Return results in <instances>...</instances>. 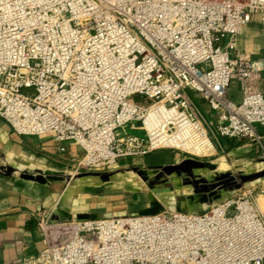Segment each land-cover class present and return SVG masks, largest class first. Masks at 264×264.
<instances>
[{
	"label": "built area",
	"instance_id": "2783aa9c",
	"mask_svg": "<svg viewBox=\"0 0 264 264\" xmlns=\"http://www.w3.org/2000/svg\"><path fill=\"white\" fill-rule=\"evenodd\" d=\"M253 14L264 24V0H0V117L75 143L70 179L161 148L210 157L219 139L256 142L264 159V94L251 84L264 66L234 56ZM48 228L22 264H264V178L200 212Z\"/></svg>",
	"mask_w": 264,
	"mask_h": 264
},
{
	"label": "crops",
	"instance_id": "0c3cea01",
	"mask_svg": "<svg viewBox=\"0 0 264 264\" xmlns=\"http://www.w3.org/2000/svg\"><path fill=\"white\" fill-rule=\"evenodd\" d=\"M236 48L234 56L242 62L261 60L264 66V24L257 14L237 34ZM251 84L264 94V70ZM242 91L241 80L231 78L228 97L239 102ZM195 99L202 112H210L202 98ZM262 133L264 146V128ZM217 142L220 149L213 158L161 148L70 179L71 158L80 156L75 143H60L51 134L19 135L0 117V264H22L44 248L39 229L44 220L54 235L78 220L164 207L192 212L207 208L216 171L221 175L226 166H244L246 173L255 172L258 167L252 170L250 163L262 154L259 144L246 139ZM61 145L66 151L58 150Z\"/></svg>",
	"mask_w": 264,
	"mask_h": 264
},
{
	"label": "rangeland",
	"instance_id": "374dc122",
	"mask_svg": "<svg viewBox=\"0 0 264 264\" xmlns=\"http://www.w3.org/2000/svg\"><path fill=\"white\" fill-rule=\"evenodd\" d=\"M137 133H140V130L137 131ZM215 156H217V154L212 155L210 157L213 158ZM250 164L253 165L254 167L252 170H256L257 167L258 168L256 171L261 170L264 168V159L263 158H260L259 160L255 159ZM225 168H226L225 171H223L222 172L223 174L221 175L216 174L217 171L215 172V177L213 179L214 181H213L212 189H211V192L213 195L206 202V205H208L207 208L227 198L241 195L244 192V190L247 189L251 184L262 181V178H261L253 182L242 183L236 177H238L240 174H249V173H246L249 170L247 167L242 166L241 168H238L234 166H226ZM232 177L236 178L235 180L236 182L233 183ZM207 208H198L196 211L199 212Z\"/></svg>",
	"mask_w": 264,
	"mask_h": 264
},
{
	"label": "water",
	"instance_id": "95a60500",
	"mask_svg": "<svg viewBox=\"0 0 264 264\" xmlns=\"http://www.w3.org/2000/svg\"><path fill=\"white\" fill-rule=\"evenodd\" d=\"M238 180L242 183H249V182H253L255 180H258V179H261V178H264V168L261 169V170H258V171H255V172H252V173H249V174H240L238 177ZM235 177H232L233 179V183L236 182Z\"/></svg>",
	"mask_w": 264,
	"mask_h": 264
},
{
	"label": "bare ground",
	"instance_id": "6f19581e",
	"mask_svg": "<svg viewBox=\"0 0 264 264\" xmlns=\"http://www.w3.org/2000/svg\"><path fill=\"white\" fill-rule=\"evenodd\" d=\"M162 143H165V144H179V140L177 138H174V139H170V140H165L164 142ZM194 149V148H193ZM194 152H198V150L194 149L192 150ZM223 167V166H222ZM259 199H262V196H259Z\"/></svg>",
	"mask_w": 264,
	"mask_h": 264
}]
</instances>
